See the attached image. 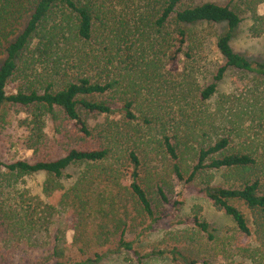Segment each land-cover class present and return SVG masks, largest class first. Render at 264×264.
I'll return each mask as SVG.
<instances>
[{
	"label": "rangeland",
	"instance_id": "rangeland-1",
	"mask_svg": "<svg viewBox=\"0 0 264 264\" xmlns=\"http://www.w3.org/2000/svg\"><path fill=\"white\" fill-rule=\"evenodd\" d=\"M205 3L228 6L233 10L241 22L233 33L230 42L232 49L250 61H264V0H181L178 9ZM109 6L108 9L106 7L103 10L102 18L105 20V25H95L91 41L81 46L84 49H79L80 59H78V53H76L77 57L69 58L58 50L50 55L45 52L44 55H40L35 50L38 41L33 39L28 49L18 57L17 73L8 84L7 93H15L18 90L42 92L47 84L59 87L79 72L92 80H106L101 70L111 69V66H107L108 53L111 56L114 42L122 40L130 27L133 31L138 15L137 10H139L136 0H115ZM147 10L149 13L154 12L151 7ZM112 16L113 19H111ZM106 18H108L107 23ZM24 20L25 17L18 24L15 35L22 30ZM179 29L186 31L190 40L185 43L182 52L177 56L175 61L177 70L173 71L168 61L171 49L167 52L168 47L164 46L162 39L169 40L170 36L167 35L173 33L174 36ZM226 30L224 23L183 25L174 23L173 18L165 24L161 31L162 36L158 35L153 28L142 30V33H145L144 36L140 37L139 34L133 38L135 41H132L135 57H138L136 59L146 58L144 62L141 61L144 67L146 63H150L157 57L161 59L164 70H161L163 77H156L152 82L147 79L144 72L143 75L138 72L131 74L130 81L126 79L124 72L121 73L122 80L120 89L118 87V94L121 95V91H126L128 97L134 100L136 108L133 114L136 120L126 124L125 122L129 121H122L123 117L119 115L106 117L84 114L93 131L110 128L112 130L109 133H119L117 138L123 137L128 131L129 135L121 140L128 138L132 140L127 142L123 149L127 145H134L137 153L145 156L142 159L141 168L143 187L149 190L158 210L174 213L171 218L154 223L151 230L142 236L137 237L138 230L126 234L124 239L134 240V248L140 253L150 250L165 252L175 248L197 261V264H203V262L206 264H264V217L256 211H251L240 201H231L230 203L243 214L246 221L249 232L242 234L229 216L217 210L207 198L196 192L206 184L239 186L245 181L254 180L260 182L264 192V77L255 73L229 69L223 80L218 83L216 93L207 102L201 104L196 93L194 103L193 97L187 94L184 96L187 99L179 98V93L182 91L187 89L192 91L194 87H204L212 82L216 70L224 64L215 44ZM15 35L11 37L12 40ZM40 49L43 51L42 47ZM120 53L124 51L121 50ZM62 57L66 58L62 59ZM4 58V49L0 48V65ZM178 83H181L183 88ZM110 97V93L104 95V98ZM191 104L196 105V110L185 108L186 105ZM197 110L205 112L198 114ZM32 111L17 106H6L3 109L0 119V163L17 160L33 162L36 159L56 158L64 156L68 147L79 145V143L76 145L73 143L78 133L72 131L71 124L66 125L68 136L72 137L69 141L68 136H65V129L61 127L64 124L61 120L62 115L54 111L53 114L44 116L41 146L38 145L36 150L31 149L32 143L36 140L35 136L40 137L35 130L34 135ZM172 115L180 126L179 135L184 142L187 141V145L189 137L200 145H208L218 138L225 137L229 139L230 151L249 154L255 160V164L239 170H204L191 183L178 181L172 173V161L161 152L157 145V141L160 140V129H163L158 126V123L163 120L173 124ZM145 118H153L155 125H152L151 129L144 126ZM137 130L139 134L136 135ZM189 132L193 135L186 137V133ZM193 154V150L191 153L187 149L185 158L190 166L193 162ZM83 168L84 166L80 165L69 167L59 179L60 184L64 188L71 187ZM0 173L3 174L1 167ZM47 180V176L42 172L13 177L7 181L3 194L13 204L19 202L21 197L23 204L29 202L36 207L50 205L59 208L63 191L44 192V184ZM157 188L162 189L168 199L167 203L160 200L156 192ZM110 194L113 192L106 185H99L93 191L89 209V232H93L98 218L97 213L106 208L105 200ZM194 217L208 224L207 232H202L192 224L185 225L178 222ZM11 222L0 218V253L1 248L3 250L4 245H7L9 256L6 261L9 264H38L35 253L32 254L29 251L26 256L22 251L28 247L18 242L20 231L18 226ZM66 229L65 215H55L49 225L52 238L57 231ZM64 235L67 254L75 261L93 259L94 254L98 253L104 254V257L95 264H136L135 260L124 251L118 254L108 253L109 249L116 247L117 240L101 246L89 238L88 248L82 249L81 252L78 250V245L73 244L72 231L67 230ZM143 264H171L170 256L164 254L149 258L144 260Z\"/></svg>",
	"mask_w": 264,
	"mask_h": 264
},
{
	"label": "trees",
	"instance_id": "trees-1",
	"mask_svg": "<svg viewBox=\"0 0 264 264\" xmlns=\"http://www.w3.org/2000/svg\"><path fill=\"white\" fill-rule=\"evenodd\" d=\"M136 1L139 10H137L138 15L133 31L130 27L122 40L114 42L113 53L111 56L108 53L107 59V66H111V69L101 70L106 80H92L79 72L59 87L47 84L42 92L18 90L8 94L7 86L17 73L18 57L28 49L33 39L38 41L35 50L40 55H44V52L50 55L58 50L63 55H68L69 58L77 57L76 53H78V59H80L79 49H84L81 46L91 41L95 25H105V20L102 18L103 10L106 7L108 9L115 0H0V48L4 49L5 54L0 65V119L6 106L33 110V131L35 130L40 136H35L36 140L30 147L33 150H36L38 145L41 146V134L46 114L58 111L64 122L61 127L66 131V125L71 124L72 131L78 133L73 143L75 145L79 143V145L68 147L64 156L36 159L33 162L17 160L0 163V167L3 168V174L0 173V190H2L0 192V218L12 221V224L18 226V231H20L18 242L28 247L22 251L26 256L29 251L32 254L35 253L38 264H95L104 257V254L95 253L93 259L87 258L80 261L72 259L67 254L64 235L67 230L72 231L73 244L78 245V250L81 252L82 249L88 248L89 238L101 246L117 240L116 247L109 249L108 253L118 254L124 251L135 260L136 264H143L146 259L164 254L170 256L171 264H197V261L175 248L165 252L150 250L140 253L134 248V240L124 239L126 234L136 230H138L137 237L142 236L151 230L154 223L171 218L174 213L158 210L149 190L143 187L141 168L142 159L145 156L139 155L134 145H127L123 149V146L132 140L131 138L121 140L129 135L128 131L121 138H117L119 133H109L112 130L110 128L98 132L93 131L85 115L106 117L119 115L123 117L122 121H129L125 122L126 124H131L130 122L136 120L133 114L136 108L134 100L128 97L126 91H121V95L118 94V87L120 89L122 80L121 73L124 72V76L130 81L131 74L138 72L143 75L144 72L147 79L152 82L156 77H163L161 70H164V65L161 59L155 57L142 67L141 64L146 58L136 59L138 57L134 54L132 41L135 40L133 38L139 34L140 37L144 36L145 33H142V30L147 28H153L158 35L162 36L161 31L171 18L176 24L224 23L227 27L225 34L219 37L215 44L224 64L216 70L212 82L204 87H194L192 91L188 89L182 91L183 93H179V98L187 94L193 97L192 102L194 103L196 93L200 98L199 102L203 104L216 93L218 83L223 80L229 69L255 73L264 77V61H250L232 49L230 42L241 19L228 6L205 3L178 9L181 0ZM148 7H151L154 12H147ZM24 17L23 28L15 35V30ZM113 18L112 16L111 19ZM107 21L108 18H106V23ZM14 35L12 40L11 37ZM167 36H170V39L163 38L162 42L168 47L167 52L171 49L168 61L170 69L174 71L177 70L175 64L177 56L182 52L185 43L189 42L190 37L182 29L177 30L174 36L173 33ZM121 50L124 53L121 54ZM186 57L189 58L187 54ZM65 58L62 57V59ZM188 83L187 86H189ZM178 84L183 88L181 83ZM107 93H110V98H104ZM184 98L187 99V97ZM185 108L196 110V105H186ZM197 112L200 114L205 111L197 110ZM172 120L173 124L168 121H159L158 126L163 129H160V140L157 141V145L161 152L172 161V173L178 181L191 183L204 170H239L255 164V160L249 154L230 151L229 139L225 137L218 138L208 145H200L189 137L193 135L189 132L186 133V137H189L187 145V141L184 142L179 135L180 126L175 122L174 115H172ZM152 125H155L153 118L144 119V126L151 129ZM135 134H139V131L137 130ZM65 136H68L67 131ZM71 139L72 137L68 136V140L71 141ZM139 144L143 146L141 142ZM187 149L191 153L192 150L194 152L191 166L185 158ZM78 165L84 166L83 171L71 187L64 188L59 179L69 167ZM39 172L44 173L48 178L44 184V192L63 191L59 208L50 205L36 207L29 202L23 204L21 197L19 202L13 204L8 197H5L3 193L8 180ZM99 185L110 187L113 194L106 198V208L98 211L97 222L91 233L89 232L91 196ZM156 192L163 203L168 202L161 188H157ZM196 192L207 198L217 210L229 216L242 234H248V227L243 214L230 203L231 201H240L248 209L264 217V192L258 180L245 181L239 186L206 184ZM19 203L22 205H18ZM55 215H65L67 229L57 231L52 238L49 225ZM178 222L185 225L192 224L202 232L208 231V224L197 217ZM7 248H9L7 245H4L3 250L1 248L0 264H9L6 261L9 256ZM203 264L206 263L203 262Z\"/></svg>",
	"mask_w": 264,
	"mask_h": 264
}]
</instances>
